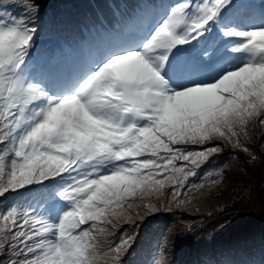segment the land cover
I'll return each instance as SVG.
<instances>
[{
	"label": "snow or ice",
	"instance_id": "6c2138e0",
	"mask_svg": "<svg viewBox=\"0 0 264 264\" xmlns=\"http://www.w3.org/2000/svg\"><path fill=\"white\" fill-rule=\"evenodd\" d=\"M160 6L80 64L37 69L34 0H0V198L37 189L0 209V264H122L124 225L192 210L222 173L192 178L225 146L256 159L241 138L264 129V13L257 24L241 0Z\"/></svg>",
	"mask_w": 264,
	"mask_h": 264
},
{
	"label": "rangeland",
	"instance_id": "374dc122",
	"mask_svg": "<svg viewBox=\"0 0 264 264\" xmlns=\"http://www.w3.org/2000/svg\"><path fill=\"white\" fill-rule=\"evenodd\" d=\"M55 1L34 0L36 12L28 14L29 19L36 17L39 9L55 4ZM61 1L67 3L76 0ZM20 9L22 13L24 9ZM20 9L14 7L11 13L20 16ZM38 49L39 46L34 47L32 55L37 56ZM77 52L75 59L71 54L66 56L67 67L80 64L94 53L90 45L77 47ZM249 131L250 137L241 139L256 159L252 160L241 149L225 146L217 154L223 157L222 160L214 156L192 178L191 182L207 179L209 172L222 173L216 177V185H206L193 194L192 210L161 207L143 216L136 226L124 225L117 232L113 237L117 242L126 233L134 236L132 248L121 258L122 264H155V260L161 256L166 264H222L252 252L264 257V129L250 126ZM204 168L206 173L199 175ZM150 199L156 202L155 197ZM6 207L7 198L0 199V209ZM195 208H199V211ZM101 240L100 247L104 250L103 238ZM190 248L192 252L187 250Z\"/></svg>",
	"mask_w": 264,
	"mask_h": 264
},
{
	"label": "trees",
	"instance_id": "16d2710c",
	"mask_svg": "<svg viewBox=\"0 0 264 264\" xmlns=\"http://www.w3.org/2000/svg\"><path fill=\"white\" fill-rule=\"evenodd\" d=\"M164 1L165 0H76L75 2L61 3V0H56L55 4L39 9L36 17L30 20L32 25L37 27L36 35L38 40L35 39V45H37L38 42H43L47 38H52L54 41L61 43L57 46L56 51L52 53L56 59H59V55H61L62 51L75 49L78 46L77 42L87 44L92 41L91 43L96 44L105 36L112 35L113 32H120L122 30L129 31V29H133L135 23H141V21L137 19L140 14H145L143 15V20H145L157 14V12L161 13L160 5L164 3ZM7 2L8 0H5V3ZM20 8L21 7H19V9ZM13 10L14 7L7 9L9 12ZM35 12L36 11H32V14ZM18 13L20 16L26 14L25 10L21 13V9L18 10ZM65 39H67V41L63 42ZM45 48L47 49V46H44L42 49L45 50ZM42 49L41 51H43ZM221 158L223 157H219V160H222ZM204 173H206V168H204L199 175ZM205 180L206 179H201L199 181L194 180L192 183H202L205 182ZM36 191L37 189H29L18 196L13 194L5 198L8 200V206L18 203L26 205L32 202L33 194ZM209 243L210 242L207 244ZM187 250L191 251L193 249L190 248ZM230 257L228 259H230ZM222 264H264V257L259 254L254 255L252 252L241 257L232 258Z\"/></svg>",
	"mask_w": 264,
	"mask_h": 264
},
{
	"label": "bare ground",
	"instance_id": "6f19581e",
	"mask_svg": "<svg viewBox=\"0 0 264 264\" xmlns=\"http://www.w3.org/2000/svg\"><path fill=\"white\" fill-rule=\"evenodd\" d=\"M241 3L245 5V7L241 9V12L251 15L254 22L259 24L261 22L262 13H264V0H241ZM123 33H127V31ZM124 37H127V35Z\"/></svg>",
	"mask_w": 264,
	"mask_h": 264
}]
</instances>
